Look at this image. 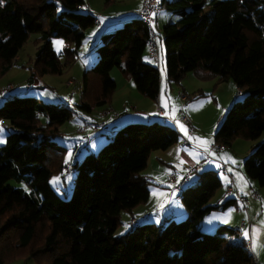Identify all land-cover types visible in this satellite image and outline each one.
<instances>
[{"label": "trees", "instance_id": "16d2710c", "mask_svg": "<svg viewBox=\"0 0 264 264\" xmlns=\"http://www.w3.org/2000/svg\"><path fill=\"white\" fill-rule=\"evenodd\" d=\"M160 2L163 10L178 17L162 28L168 81L180 84L198 69L219 76V81L232 80L244 96L226 112L213 143L230 150L239 138L257 140L264 132V0ZM97 20L86 0H0V75L9 71L32 33L38 37L28 83H35L36 74H62L75 63L86 31ZM52 37L69 44L63 60L52 48ZM150 37L140 16L104 34L94 46L97 59L83 72V97L76 107L92 112L108 103L116 89L113 68L133 81L141 95L157 101L158 66L146 60ZM74 111L20 93L8 95L0 105V123L7 130L6 122L12 127L0 144V232L9 233L8 247L3 248L7 256L27 254L37 262L49 253L46 262L37 264H253L236 228L220 225L209 233L201 227L213 210L237 199L211 204L222 187L215 169L197 171L194 180L182 186L179 199L186 217L138 222L115 236L121 213L150 201L151 181L143 171L151 154L178 141L167 121L117 126L96 153L69 163L76 176L70 197L63 199L50 179L68 172L63 158L68 147L59 145L55 136ZM241 168L264 187V140L251 147ZM10 179L25 187H7Z\"/></svg>", "mask_w": 264, "mask_h": 264}, {"label": "rangeland", "instance_id": "374dc122", "mask_svg": "<svg viewBox=\"0 0 264 264\" xmlns=\"http://www.w3.org/2000/svg\"><path fill=\"white\" fill-rule=\"evenodd\" d=\"M86 4L88 6L87 8L92 9V11L97 13L98 16H100V14L103 12H111L110 9H104L102 0H86ZM117 8L118 7L113 8L112 11L116 10ZM163 12L165 13L166 11ZM174 16L175 19H178L176 15ZM100 19H102V21H105L103 17H100ZM123 23L124 22H122V24ZM152 26L154 32L159 36L157 38V44H159V42H161L162 44V30L158 32L154 23L152 24ZM91 28L93 29L95 28V26ZM36 37H38V34H30L29 39L20 50L18 57L14 60V64L12 65V67L5 75H0V105L3 103L4 99L8 97V95L20 93L31 95L37 98H43L46 103L59 104L67 106L69 108H74L76 110L75 112L80 114V117L78 118V116H75L74 114L71 118H69V120H67L60 126L58 131L59 133H57V135L55 136V141L59 145H63L65 147L68 146V150L65 151L63 158L64 161L67 160V163H71V165H73L78 159H82L86 154L96 153L100 149V147H102L108 141L109 133L106 131L107 129L103 127L99 129V127H96L95 129L97 131L96 133H93V126L89 124V121L91 120L99 123V121H101V118L98 114L102 112V110L108 109L110 100L108 101V103L95 107L96 109L92 112H88L83 109L81 110L76 107L80 99L83 97L82 71L85 67V64L89 63L88 54L89 52H94L93 50L95 43L92 42V37H85L83 41V44L86 45L84 53L80 55V58L76 63H74L73 65L71 64L65 66L62 74H36L34 76V79H36L35 83L30 84L27 82V79L34 69L37 49V45L35 44L34 40ZM56 41H62L63 43L62 45H57L55 43ZM51 45L55 52L62 53L61 60H63L65 57V49L69 46V44L64 39H61L59 37H52ZM163 50L165 55L164 46ZM165 63L166 58L164 62V68H166ZM156 65L159 66L158 63H156ZM91 66L92 64H88L87 68ZM218 78L219 76L216 75V77L213 78V81L203 80L201 82L199 81L201 79L198 76L195 77L193 72L191 71L181 80L180 84H178L173 81L169 83L167 81L166 75L164 76L165 91L162 97V108L166 109L168 106H171L173 109H175V103L170 99V97L173 98V94L171 95L172 89L174 91L173 93L176 95H179V91H181L180 94H182V90L185 89L184 94L187 96V100L181 101L182 103H179L178 113L175 109L177 116L172 115L169 116V118H179L180 120H178V122L182 124L186 130L192 129V132H194V140L192 137L188 138L191 144H185L184 139L185 136L187 137V135L185 131L182 130L181 133L184 136L179 137V134L177 133L179 144L177 154H167L163 155L162 157L160 155L162 151H155L151 154L150 158L152 162H157L159 164H152L148 168H145L143 171V174L147 175L149 177L148 179H150L151 181L148 184V188L150 190V202L148 204H143L137 207L157 204L159 203L156 202L158 199H163V204H161V207H163V209H160L158 214L161 213V210L164 212L165 216H169L170 213H179L181 211H184V207L180 202V199H178V193L176 191H173L174 186L182 182L184 177L188 174V169L184 167L188 168L194 165L193 163L198 164L200 162H207V154L204 152H209L212 158L214 156H217L218 148H216L215 146V148H212L214 142V134L220 123L224 119L228 109L237 100H242L244 96L242 91H238L237 86L232 80L227 79L219 81ZM167 83L173 85L172 89L167 88ZM147 99L149 100V102L154 101L149 98ZM42 118H44V115L42 116ZM79 120L81 121V123L87 124V130L85 132L80 131L79 133H76L74 131L78 127L81 128H79L80 130L85 129L86 125H81ZM147 120L141 118L137 121ZM122 123L120 124L123 125ZM6 124L9 127L8 130L5 129L2 122L0 123V127H3L5 129V133L3 134L5 141L6 135L10 133V131H12V127L9 125V123L6 122ZM197 138H199V140ZM263 140L264 132L257 140L254 141H245L242 138H239L232 146L231 151L220 154L221 156H223L224 160L227 158V154H230L232 157H240L245 150L247 151L248 149L250 151L252 146L260 143ZM203 141H206L207 143H202ZM182 148L184 151L183 153H180V149ZM69 151H71L72 153L71 158L68 157ZM160 160H164L165 163L160 162ZM213 164L215 165L214 168L218 171V175L223 183L218 192H223L226 185L224 172L221 168H219L217 162H214ZM67 166L69 167V164H67L64 169L68 170V172L53 176L60 177V180L57 184H53L50 182L51 186L63 199H67L70 197L74 186V179L76 176V171L74 170V168L72 167V169L70 170V168L68 169ZM237 166V162H232L229 166L230 171L235 173ZM159 173H162V175L159 176ZM170 175H173V180H171V182L170 178L172 177H170ZM53 177H51L50 181H52ZM189 177L191 178V173L189 174ZM194 178L192 179V181L194 180ZM192 181H189L188 183H191ZM6 186L10 188H21L25 187V184L23 182H18L15 179H10L7 181ZM172 192L174 193L172 194ZM154 213L157 212L154 211ZM130 218V212L125 211L121 213V224H119V226L117 227L115 236H121L133 227L129 224ZM216 219L219 220V217H216ZM176 221L178 220L176 219ZM125 224L129 225L127 229H125ZM201 227L203 231H210L209 233H212L218 226L214 230H208L207 226L201 223ZM7 233L8 232H0V264H37V262L44 263L49 258V253L46 254L47 258L39 257L37 259V262L32 256L28 257L27 254H20L14 258L7 256L8 251H3V248L8 247L9 244L8 240H6L9 234Z\"/></svg>", "mask_w": 264, "mask_h": 264}, {"label": "crops", "instance_id": "0c3cea01", "mask_svg": "<svg viewBox=\"0 0 264 264\" xmlns=\"http://www.w3.org/2000/svg\"><path fill=\"white\" fill-rule=\"evenodd\" d=\"M103 7L104 9H110L111 12L106 13L103 12L100 14V16L97 15L92 9H88L87 4L86 8L88 11H91L94 13L97 17V23L95 24V28L88 29L86 31V37H92L93 43H98L103 39V35L111 32L114 28L119 27L122 22H125L126 20L130 18L139 17V11L141 7L143 6L144 0H114L112 4L105 5L104 0ZM118 7L116 10L112 11L113 8ZM165 10L161 9L158 12H155V15L153 14L154 21L153 23L156 25V28L158 32L162 30V28L169 22H173L175 19V14H172L168 11L165 13L163 12ZM100 17H103L105 21H102ZM155 33V32H154ZM156 40L159 37L158 34H156ZM158 43V41H157ZM86 45H82L80 50L78 51V57L75 61V63L79 60L80 55L84 53ZM94 52H89V63L85 64V67L82 72H84L87 69L88 64H93V62L97 59V54L95 50ZM158 61L151 57L149 54V51L146 53V60L152 62L153 64L158 63V72L160 75V87H159V98L156 102H149L147 97L141 95L135 88L134 83L125 77L121 70L119 68H113L110 72V76L115 80L116 82V89L112 95V98L109 101V107L108 109L102 110L98 115L101 118V121L97 123L96 121H89V124L93 126V133H96V127H103L106 128L108 133L114 132V130L117 128V126H121L120 123L124 124L129 121H137L141 118L144 119H160L167 121L169 124H171L174 128L176 126V131L179 134V137L184 136L181 131V125L178 120L179 118L170 119L169 116L176 115L178 113V106L181 101H183L181 97V91H179V95L174 94L173 92V85L167 83V88L172 89L171 95L173 94V98L170 97L172 101L175 103V109L176 112L173 113V108L171 106H168L166 109L162 108V97L163 93L165 91L164 89V76L166 68H164V62H165V55L164 50L161 42L158 44ZM86 53V52H85ZM164 60V61H163ZM157 61V62H156ZM163 69V72H162ZM191 72V71H190ZM194 76H198L201 80H208L213 81V78L216 77V75L210 74L205 69H198L192 71ZM189 73V72H188ZM187 73V74H188ZM168 81V79H167ZM28 82V80H27ZM169 82V81H168ZM70 83V82H69ZM170 83V82H169ZM170 85V86H169ZM238 88V87H237ZM182 93H185V89L182 90ZM238 91H241L238 88ZM182 103V102H181ZM169 105V104H168ZM167 113V115H166ZM80 117V114L77 112H73V115ZM165 116V118L163 117ZM179 116V115H178ZM104 117V118H103ZM184 118V117H183ZM147 120V121H148ZM184 120V119H183ZM185 121V120H184ZM80 124L85 126L84 130H80L81 128L78 127L74 131L76 133L85 132L87 129L86 123ZM80 128V129H79ZM187 137L185 136L184 143L185 144H191L188 138H193L194 140V132H192V129L187 130ZM178 141L173 146L169 147L166 150H158L162 151L160 154L161 157L163 155H170L173 153H178ZM214 143L212 145V148L214 147ZM68 147V146H66ZM215 148V147H214ZM217 156L211 157L209 152H204L207 154V162H200V163H193L194 165L190 167H184L188 169L189 172H187L188 176L191 172V178L189 177V180L192 181L194 177H196L197 171H202L204 169H215L214 168V162H217L219 165V168H221L224 172V178H225V187L223 192H218L214 195L213 199L211 200V204H217L222 203L228 198H235V195L232 193L230 194L228 192V185H230L231 181L235 183L237 191L244 197V200L246 201V205L244 206L243 203L236 199V202L234 204H231L230 206L224 208V209H218L213 210L210 214H208L202 221L203 224H205L208 228V230H214L219 225H224L228 227L236 228L238 231V235L242 238H244L246 246L248 251L252 254L253 259L257 262L264 264V224L261 223V221H264V187H261L257 184L256 181L250 179L242 170L241 163L243 158L246 156L247 151L245 150L244 153L238 157H232L230 154H227V158L224 160L223 156H221L220 153H226L228 151H231L232 148L229 150L227 148H221L217 149ZM183 148L180 149V153H183ZM231 157V159H229ZM235 160L237 162L238 166L236 169V172L233 173L230 171V164ZM160 162L165 163L164 160H160ZM231 162V163H229ZM191 163V162H190ZM69 164V163H68ZM159 163L152 162L151 158H149L147 167L150 165ZM224 165H226V170H224ZM207 166V167H204ZM193 171V172H192ZM163 173V172H162ZM162 173H159L161 176ZM239 174V175H237ZM186 175V176H187ZM147 176V175H146ZM185 176V177H186ZM193 176V177H192ZM148 177V176H147ZM170 182L173 180V175H170ZM184 177V178H185ZM240 177H243L244 180H246L248 183L247 185H243V181L240 179ZM149 178V177H148ZM232 178V180H231ZM183 181V180H182ZM189 182V181H188ZM186 182V183H188ZM182 182L176 184L173 188V191H176L178 193V199H179V192L181 189L178 188V185H180ZM185 183V184H186ZM223 184V183H222ZM174 192H172L173 194ZM150 202V201H149ZM148 202V203H149ZM156 202H159L157 204H150V205H144L142 207H136L131 212V218L129 221L130 225H134L138 222H143L147 220H155L159 223L163 222L167 219V216L164 215V212L161 210V213L158 214L160 209H163L161 207V204H163L162 200H157ZM147 203V204H148ZM143 205V204H142ZM141 206V205H140ZM156 211L157 213H154ZM187 213L184 209V211H181L179 213H170L169 216L174 217L175 219H183L186 217ZM216 217H219V220L216 219ZM227 221V222H225ZM247 230L249 232V237L245 238L243 233ZM253 233H255L256 236V249L255 251L252 250L253 245Z\"/></svg>", "mask_w": 264, "mask_h": 264}, {"label": "built area", "instance_id": "2783aa9c", "mask_svg": "<svg viewBox=\"0 0 264 264\" xmlns=\"http://www.w3.org/2000/svg\"><path fill=\"white\" fill-rule=\"evenodd\" d=\"M162 9L161 2L159 0V3H157V0H144L143 6L140 10V18L144 22V24L148 27V29L151 32V37L149 39V54L151 57L155 58L158 61V48H157V42H156V35L154 33V30L152 28V22L154 21L153 13L158 12ZM182 99L186 100L187 96L185 94H182ZM83 127V126H81ZM69 169V167L67 166ZM191 173V172H190ZM189 180V176L187 175L182 183L178 185V188L181 189L183 185ZM228 192L230 194H234L236 198L243 203V205H246V201L244 200V197L237 191L233 180L231 181L230 186L227 188ZM253 264H261L257 262L256 260L253 261Z\"/></svg>", "mask_w": 264, "mask_h": 264}, {"label": "snow or ice", "instance_id": "6c2138e0", "mask_svg": "<svg viewBox=\"0 0 264 264\" xmlns=\"http://www.w3.org/2000/svg\"><path fill=\"white\" fill-rule=\"evenodd\" d=\"M157 3H159V0H157ZM153 14L155 15V13H153ZM55 43L57 45H62L63 42L62 41H56ZM65 99H67V98H65ZM174 112H175V109H173V113ZM166 115H167V113H166ZM181 129L183 131H185V133L187 134V130L184 128L183 125H181ZM4 133H5V129L3 127H0V144H3V143L6 142L5 139H4V136H3ZM197 139L199 140V138H197ZM202 143H207V142L203 141ZM71 156H72V153H71V151H69L68 157L71 158ZM229 159H231V157H229ZM67 162L68 161L66 160L65 163H67ZM233 163H235V161H233ZM237 175H239V174H237ZM240 179L243 181V185H247L248 182L246 180H244L243 177H240ZM59 180H60V177H53L52 181H50V182L53 183V184H57ZM25 190L27 191L28 189L25 188ZM225 222H227V221H225ZM261 223L264 224V221H261ZM128 227H129V225L125 224V229H127ZM243 235H244L245 238H248L249 237V232L247 230H245ZM256 246H257L256 245V236H255V233H253V245H252V250L253 251H255Z\"/></svg>", "mask_w": 264, "mask_h": 264}]
</instances>
